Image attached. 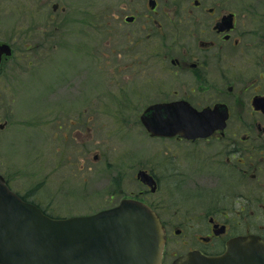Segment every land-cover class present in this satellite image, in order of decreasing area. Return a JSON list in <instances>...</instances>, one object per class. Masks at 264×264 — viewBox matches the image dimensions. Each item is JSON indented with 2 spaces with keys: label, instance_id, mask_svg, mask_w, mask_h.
I'll return each instance as SVG.
<instances>
[{
  "label": "flooded vegetation",
  "instance_id": "flooded-vegetation-1",
  "mask_svg": "<svg viewBox=\"0 0 264 264\" xmlns=\"http://www.w3.org/2000/svg\"><path fill=\"white\" fill-rule=\"evenodd\" d=\"M5 1L16 0L0 4ZM52 8L56 13L59 5ZM110 9L92 13L95 32L110 20L112 31L127 26L122 38L143 50L137 57L130 49L131 67L157 71L130 87L119 84L121 104L159 97L149 105L185 102L199 112L222 107L228 115L223 129L205 137L149 136L165 150L169 167L155 159L152 168L138 169L153 186L140 182L143 189L130 197L161 220L162 264L189 252L219 256L241 236L264 241V0H126ZM10 46L3 65L14 56ZM0 67L1 80L2 56Z\"/></svg>",
  "mask_w": 264,
  "mask_h": 264
},
{
  "label": "rangeland",
  "instance_id": "rangeland-1",
  "mask_svg": "<svg viewBox=\"0 0 264 264\" xmlns=\"http://www.w3.org/2000/svg\"><path fill=\"white\" fill-rule=\"evenodd\" d=\"M125 1L0 4V42L14 51L0 80V174L56 218L114 207L143 189L138 169L152 168L155 159L169 167L140 117L159 97L123 105L118 88L157 71L131 67L130 49L137 57L143 50L122 38L127 26L112 31L110 20L93 29V12L109 13Z\"/></svg>",
  "mask_w": 264,
  "mask_h": 264
},
{
  "label": "water",
  "instance_id": "water-1",
  "mask_svg": "<svg viewBox=\"0 0 264 264\" xmlns=\"http://www.w3.org/2000/svg\"><path fill=\"white\" fill-rule=\"evenodd\" d=\"M2 54H10L8 45L1 46ZM179 105H152L141 116L144 127L152 136L164 137L205 136L224 127L217 122L225 121V111L200 113ZM138 174L142 182L152 180ZM166 241L159 218L140 201L127 199L92 216L53 219L9 191L0 176V264H161ZM174 264H264V243L255 236L241 237L231 240L219 257L190 253Z\"/></svg>",
  "mask_w": 264,
  "mask_h": 264
},
{
  "label": "trees",
  "instance_id": "trees-1",
  "mask_svg": "<svg viewBox=\"0 0 264 264\" xmlns=\"http://www.w3.org/2000/svg\"><path fill=\"white\" fill-rule=\"evenodd\" d=\"M24 200H28L26 197L23 198ZM29 201V200H28ZM32 202V201H31ZM33 203V202H32ZM35 204V203H34ZM37 204V203H36ZM38 205V204H37ZM39 206V205H38ZM44 211V210H43ZM45 212V211H44ZM46 213V212H45Z\"/></svg>",
  "mask_w": 264,
  "mask_h": 264
}]
</instances>
